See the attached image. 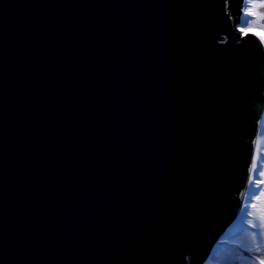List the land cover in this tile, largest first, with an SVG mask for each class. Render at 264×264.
I'll list each match as a JSON object with an SVG mask.
<instances>
[{"label":"water","instance_id":"1","mask_svg":"<svg viewBox=\"0 0 264 264\" xmlns=\"http://www.w3.org/2000/svg\"><path fill=\"white\" fill-rule=\"evenodd\" d=\"M228 1L0 0V264H195L264 109Z\"/></svg>","mask_w":264,"mask_h":264},{"label":"trees","instance_id":"2","mask_svg":"<svg viewBox=\"0 0 264 264\" xmlns=\"http://www.w3.org/2000/svg\"><path fill=\"white\" fill-rule=\"evenodd\" d=\"M253 19L260 26L256 30L264 33V0H245L241 24ZM262 142L237 215L224 231L218 223V231L202 238L195 264H264V133ZM250 236L254 241L247 244Z\"/></svg>","mask_w":264,"mask_h":264},{"label":"rangeland","instance_id":"3","mask_svg":"<svg viewBox=\"0 0 264 264\" xmlns=\"http://www.w3.org/2000/svg\"><path fill=\"white\" fill-rule=\"evenodd\" d=\"M228 4H229L228 6H230V12L232 14V18H233L234 22L236 23L237 32L240 34V37H242L248 33H254L258 38L261 39V41L264 44V33L256 30L260 26H258L256 24L255 19L246 20L243 24H241L243 15L240 14V12H241V8L243 5V1L242 0H229ZM257 14H259V13H257ZM262 30L264 31V26H263ZM260 121H259L260 122V128H258L259 132H258V137L256 140L255 150H254V160H253L254 164L258 161L259 153H261V150L263 148L262 137H263V133H264V131H263L264 130V124H263V122H264V111L262 112V116L260 118ZM227 225H228V223H227ZM225 228H226V226L223 228V231L225 230ZM254 238H255L254 236H250V238H246L247 239L246 243L251 244L252 241H254L253 240ZM200 264H203V261Z\"/></svg>","mask_w":264,"mask_h":264},{"label":"clouds","instance_id":"4","mask_svg":"<svg viewBox=\"0 0 264 264\" xmlns=\"http://www.w3.org/2000/svg\"><path fill=\"white\" fill-rule=\"evenodd\" d=\"M244 4H245V0H243V5H242V8H241V12H240V14H242L243 15V7H244ZM242 19H243V17H242ZM254 34V33H253ZM255 35V34H254ZM256 36V35H255ZM257 37V36H256ZM257 39H259L260 40V42L262 43V45H263V48H264V44H263V42L261 41V39L260 38H258L257 37ZM263 111H264V109H263ZM262 111V112H263ZM261 122V121H260ZM258 128H260V123H259V126H258ZM258 132H259V129H258ZM258 132H257V134H256V139H255V144H254V150H255V145H256V140H257V137H258ZM253 160H254V156H253ZM253 166H254V161L252 162V167H251V170H250V176H251V173H252V170H253ZM250 176H249V179H248V182H249V180H250ZM248 185V184H247ZM247 188V187H246ZM244 195H245V193H244ZM244 197V196H243ZM242 200H243V198H242ZM241 205H242V202L240 203V207H241ZM240 207H239V209H240ZM239 209H238V211H239ZM238 211H237V213H238ZM237 213H236V215H237Z\"/></svg>","mask_w":264,"mask_h":264}]
</instances>
